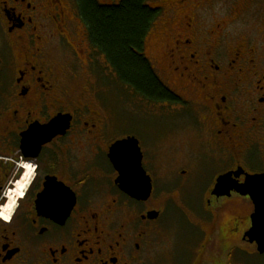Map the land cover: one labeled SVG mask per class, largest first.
<instances>
[{"label":"flooded vegetation","instance_id":"1","mask_svg":"<svg viewBox=\"0 0 264 264\" xmlns=\"http://www.w3.org/2000/svg\"><path fill=\"white\" fill-rule=\"evenodd\" d=\"M74 1L0 0V264H152L165 215L155 194L184 212L196 205L201 222L199 249L189 243L183 262L171 256L169 264H250L241 256L264 264L247 235L256 204L236 190L249 175H264V34L255 25L264 23V0H148L160 12L142 54L172 95L163 99L118 76ZM149 41L158 42V55ZM78 67L96 94L106 93L102 103L75 95ZM61 115L69 116L66 128L44 134ZM116 115L120 123L142 117L150 140L136 130L111 136ZM158 120L169 127L159 192L151 137ZM130 137L152 180L146 200L121 188L110 157L113 144ZM127 155L133 152H120ZM223 176L227 184L217 189ZM226 210L232 214L218 228Z\"/></svg>","mask_w":264,"mask_h":264},{"label":"trees","instance_id":"2","mask_svg":"<svg viewBox=\"0 0 264 264\" xmlns=\"http://www.w3.org/2000/svg\"><path fill=\"white\" fill-rule=\"evenodd\" d=\"M91 41L126 83L152 99L172 95L142 54L160 9L148 0H75ZM100 67V65H99Z\"/></svg>","mask_w":264,"mask_h":264},{"label":"rangeland","instance_id":"3","mask_svg":"<svg viewBox=\"0 0 264 264\" xmlns=\"http://www.w3.org/2000/svg\"><path fill=\"white\" fill-rule=\"evenodd\" d=\"M255 25L259 27L262 30V33L264 34V23L260 21V19L255 22ZM241 27V26H240ZM260 30V31H261ZM242 31V29H238V32ZM236 33V30H235ZM261 37H264L262 35ZM147 46L151 50L153 55H158L160 53L159 50V44L155 41H149L147 43ZM100 68V67H99ZM160 68V66H158ZM101 69V68H100ZM76 72H78V78H76L73 81L72 89L75 95L79 96L81 94V99L92 101L95 103V100L97 98L93 95L95 94L99 101L102 103L103 100L107 97L106 93L103 90H98V93L96 94L93 91V79L90 77V75L85 73L84 69H81L79 71L78 69H75ZM99 70V69H98ZM110 83V78H108ZM104 78V82H105ZM111 85H109V88ZM89 90V92H88ZM83 94H85L83 96ZM117 91H115V88H112V90H108V97L110 99H113L114 108L116 109V114L119 111V105L117 101ZM120 98V96H119ZM118 105V106H117ZM94 108L93 106H91ZM155 123L154 121H152ZM148 125V122H143L142 117H128L126 123H120L119 119L117 118V115L114 117V123L113 128L111 131V136H118V134H125L127 132H132L136 130V134L139 137V139L142 140L143 143H147L148 140H150V135L148 133V129L146 128V133L143 132V128ZM157 127H153L151 129V137H152V143L155 144L156 142V166L159 176V181L157 183V191L159 190H165L166 189V179L163 176V169L166 168V161L168 160V144H167V137L165 136L164 131L168 130V126H165V120H158L156 122ZM118 129L120 130V133H118ZM201 183H204V178L201 176L199 178ZM191 198V197H189ZM154 204L155 206H165V215L164 217H161L159 220L160 223V229L161 233L160 235H157L155 238V247L152 254V264H169L171 261V256L174 260L177 262L182 263L183 262V255L187 254L189 249L187 245L193 244L195 246V250L199 249V245L201 244V229H200V220L198 219V215L196 214V208L194 205L190 203L192 209L188 208L187 206H184L187 208V211H182L178 206H174L173 201H168L165 203V197H159L155 194ZM175 201L180 205H185L184 198H175ZM200 199L193 197L191 199L192 203H199V207H201ZM232 212L230 210L224 211V214H222V217L216 220V226L220 228L222 226V221L224 218L230 217ZM215 225V223H214ZM204 229L206 233L208 234L211 230L210 226H204ZM203 231V229H202ZM224 235V234H222ZM200 241V244L198 242ZM228 247L224 246L223 250H226ZM173 250V251H172ZM240 256V254H238ZM243 259H245L250 264H263L262 259L259 257H250L247 256ZM151 264V262L149 263Z\"/></svg>","mask_w":264,"mask_h":264},{"label":"water","instance_id":"4","mask_svg":"<svg viewBox=\"0 0 264 264\" xmlns=\"http://www.w3.org/2000/svg\"><path fill=\"white\" fill-rule=\"evenodd\" d=\"M68 124L69 116H58L45 126L43 133L54 136V134L61 133V130H64ZM122 150H131L133 156L127 155L124 159L121 158ZM110 157L115 168L120 171L117 182L120 183L121 188L137 199L146 200L151 195L153 186L151 178L142 166V152L138 140L133 137L118 140L111 147ZM129 170L130 174H128ZM227 179V176L220 178L217 189L227 184ZM236 190L242 194H249L256 204V210L252 216V227L247 235L252 240L258 241L259 251L264 252V175H249L244 184L236 186ZM158 214L159 212H153L149 215L151 218H156Z\"/></svg>","mask_w":264,"mask_h":264}]
</instances>
